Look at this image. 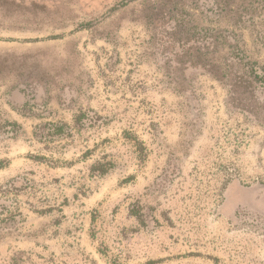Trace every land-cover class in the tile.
Masks as SVG:
<instances>
[{
	"label": "rangeland",
	"instance_id": "rangeland-1",
	"mask_svg": "<svg viewBox=\"0 0 264 264\" xmlns=\"http://www.w3.org/2000/svg\"><path fill=\"white\" fill-rule=\"evenodd\" d=\"M251 67L264 0H0V264H264Z\"/></svg>",
	"mask_w": 264,
	"mask_h": 264
},
{
	"label": "trees",
	"instance_id": "trees-1",
	"mask_svg": "<svg viewBox=\"0 0 264 264\" xmlns=\"http://www.w3.org/2000/svg\"><path fill=\"white\" fill-rule=\"evenodd\" d=\"M259 71L262 75H260L254 68L251 67L250 74L254 76L253 77L254 81H264V68L259 69ZM248 79H250V77H248ZM237 83L238 84L244 83L248 85L247 81H244L241 76L238 77Z\"/></svg>",
	"mask_w": 264,
	"mask_h": 264
}]
</instances>
